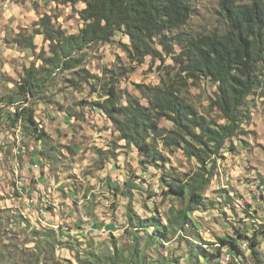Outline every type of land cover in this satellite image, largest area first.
<instances>
[{
	"label": "rangeland",
	"instance_id": "1",
	"mask_svg": "<svg viewBox=\"0 0 264 264\" xmlns=\"http://www.w3.org/2000/svg\"><path fill=\"white\" fill-rule=\"evenodd\" d=\"M254 1L240 3L251 5ZM258 1L264 7V0ZM0 2L26 6V12L22 9L24 19L19 18L17 28L27 36H32L33 25L45 14L51 15L54 24L68 34H76L81 28L77 11L85 7L79 4L73 9L65 0ZM220 4L221 0H193L194 12L186 26L168 36L176 38L181 33L180 38L185 43L198 35H225L229 21ZM0 18H6L3 12ZM9 20L7 29L4 28L7 35L3 44L20 54L11 52L4 58L12 70L2 71L4 63L0 58V98L17 92L24 66L33 62L38 69L43 66L42 60H36L34 52L25 48L26 45L15 43L18 35L10 27L14 19ZM35 43L37 53L42 48L48 53L49 42L42 36H36ZM169 44L173 45L175 55L181 52L176 41L169 40ZM123 45H129V40L118 35L110 44L95 43L86 47L79 68L57 72L42 99L32 101L37 122L53 138L55 160L42 158L39 161L41 143L31 138L21 123L17 127L9 124V116L17 106L22 110L24 104L8 106L0 102V242L6 249H24V257L18 251V264L33 262L42 241L35 231L44 228L60 232L62 241L53 245V253L63 260H74L76 252L82 253L83 249L110 254L114 252V244L117 247L130 245L136 229L129 225V199L122 195L126 190L134 195L133 207L143 218L156 213L167 224L169 214L175 213L174 208L182 207V202L165 197L161 186L163 171L156 165H145L137 150L120 139L113 123L104 116L101 106L111 86L116 89L121 104L127 106L128 100H135L148 106L147 99L155 88L171 85L183 101L207 119L223 122L213 104L214 86L187 77L171 56L165 57L164 62L151 57L141 64L134 62ZM154 46L165 56L159 44ZM82 69L89 74L88 83L76 73ZM248 103L251 119L243 125L242 133L228 142L234 144L235 150L223 149L213 166L214 176L202 193L203 205L190 213L198 233H191L187 227L181 233L183 242L180 244L177 236H173L164 247H151L148 254L152 259L173 256L187 264L184 261L188 252L186 240L197 245L216 243L219 236L233 233L232 225L242 228L246 222L259 229L264 225V97L260 93L251 95ZM158 124L161 132L154 143L168 158L164 176L178 173L186 179L185 176L200 174L196 159L186 157L171 142V146H165L163 138L168 130H176L175 125L166 118L160 119ZM35 159L41 164L39 172L33 167ZM117 187L121 188L119 193ZM89 224L96 228V233L85 235L74 252L67 249L64 245L67 237L81 234ZM112 228L115 233L110 232ZM102 230L106 232L102 234ZM259 240L261 255L257 260L264 264V237ZM247 262L254 264L250 257Z\"/></svg>",
	"mask_w": 264,
	"mask_h": 264
},
{
	"label": "trees",
	"instance_id": "2",
	"mask_svg": "<svg viewBox=\"0 0 264 264\" xmlns=\"http://www.w3.org/2000/svg\"><path fill=\"white\" fill-rule=\"evenodd\" d=\"M241 1L221 0L220 6L229 21L225 35H198L185 43H182L181 33L176 38L168 35L186 26L194 12L193 0H65L73 9L79 4L85 5L77 11L81 24L78 33L68 34L54 24L51 15L45 14L33 25L32 36L18 34L15 43L26 45L25 48L34 52L36 60H42L43 66L38 69L33 62L30 68L24 67L17 92L0 98V102L8 106L19 101L25 104L22 110L19 106L15 108L9 116V124L17 127L21 123L24 131L41 143L40 156L45 160H55L53 138L36 121L32 101L42 99L48 84L56 77V70L64 72L79 68L86 47L95 43L110 44L118 35L128 38L129 45L123 47L134 62L144 63L147 57L164 62L165 57L171 56L187 77L214 86L213 104L223 120L219 123L207 119L183 101L171 85L155 88L147 99L148 106L135 100H128L127 106L121 104L116 89L111 86L107 91L108 98L101 106L104 116L113 123L120 139L137 150L145 165H156L163 171L161 186L165 197L183 205L175 207L174 215L169 214L168 223L164 224L156 213L147 218L137 214L132 204L134 195L126 190L122 195L129 199V225L136 229L130 245L117 247L114 244V252L110 254L83 249L82 253L76 252L75 261L63 260L53 253V245L62 241L59 240L60 232L44 228L35 231L42 241L31 264H182L181 258L173 256L154 260L148 250L153 246L164 247L173 236H177L180 244L183 242L181 233L187 227L191 233H198L190 213L203 205L202 193L214 176L213 166L223 149L235 150L234 144L228 142L240 135L243 125L251 119L248 98L257 93L264 97V7L258 0L251 5L241 4ZM36 36L49 42L48 53L45 48L37 53ZM169 40L176 41L181 47L178 55ZM156 43L163 48L165 56L154 46ZM85 71L76 73L88 83L89 74ZM162 118L176 127V130L167 131L163 138L165 146H171V142L186 157L196 159L200 174L185 176L186 179L178 173L164 176L168 158L154 143L161 132L158 122ZM116 191L119 193L121 188L117 187ZM232 229V234L219 236L216 243L197 245L186 240L188 252L184 261L187 264H203L202 261L205 264H248L247 257H250L254 264H260L257 257L261 255L259 238L264 237V225L259 229L244 222V227L232 225ZM80 243L77 238L68 236L64 245L74 252ZM18 251L24 257L23 248L6 249L0 242V264H18ZM227 253L231 255L229 262L224 259Z\"/></svg>",
	"mask_w": 264,
	"mask_h": 264
},
{
	"label": "crops",
	"instance_id": "3",
	"mask_svg": "<svg viewBox=\"0 0 264 264\" xmlns=\"http://www.w3.org/2000/svg\"><path fill=\"white\" fill-rule=\"evenodd\" d=\"M1 1V0H0ZM15 6V7H14ZM23 8H25V10H24V12H26L27 10H26V6L23 4V5H21V4H14V3H11L10 4V2L9 3H4V2H0V12H3V15H5L6 16V18L5 19H2V18H0V28H5V29H7V25H9V23H10V21L11 20H9L10 19V17L11 18H13L14 19V21H13V23L11 24V28H14L15 29V31H16V35H18L19 33H21V31L17 28L18 26H19V24H20V19L19 18H21L22 17V19H24L23 17H24V15L22 14V9ZM21 10V11H20ZM28 13L29 14H31L32 13V11H28ZM3 30V31H0V55L2 54V56L3 57H1L0 56V58L2 59V62L4 63V66L2 67V71H7V68H10L11 70L13 69V68H11V65L8 63V62H6L7 60H5L4 58H6L7 57V55H10V53L11 52H13V53H15V54H20L19 53V51H17L16 49H9V48H6V45L5 44H3V39L6 37V35H7V31L6 30ZM16 47H17V45H15ZM4 50V51H3ZM2 51V52H1ZM8 53V54H7ZM11 56H12V54H11ZM32 65V64H31ZM31 65L30 66H24L25 68H30L31 67ZM23 67V68H24ZM23 68H22V71H21V74H20V76H22V73H23ZM57 72H59V69L58 70H56V76H57ZM19 102H21V101H19ZM19 102H17V103H19ZM16 103V104H17ZM16 104H14V105H16ZM25 105V104H24ZM36 118V121H38V117H35ZM39 122V121H38ZM41 127V126H40ZM42 128V127H41ZM42 158L43 157H41V156H39L38 157V159H39V161H42ZM35 161L37 162V164H39V170L41 169V164L40 163H38L39 161L38 160H36L35 159ZM35 162V163H36ZM34 166V165H33ZM39 170H36L37 172H39ZM110 229V228H109ZM114 232V229L112 228V230H110V232ZM109 232V233H110ZM115 233V232H114ZM73 235V234H72ZM85 235H87V234H85V230L84 231H81V234H79V235H77V236H74L73 235V237H75V238H77L79 241H81V242H83L84 240H85Z\"/></svg>",
	"mask_w": 264,
	"mask_h": 264
},
{
	"label": "bare ground",
	"instance_id": "4",
	"mask_svg": "<svg viewBox=\"0 0 264 264\" xmlns=\"http://www.w3.org/2000/svg\"><path fill=\"white\" fill-rule=\"evenodd\" d=\"M146 174V173H145ZM91 227H92V224H89L88 226H86V228H84V230H85V234H87V235H90L91 234ZM118 228V227H117ZM83 230V231H84ZM106 232V230H102V234L103 233H105ZM109 233V232H108ZM225 258L224 259H227L226 260V262H229L230 261V259H231V255L228 253V254H226L225 256H224Z\"/></svg>",
	"mask_w": 264,
	"mask_h": 264
},
{
	"label": "built area",
	"instance_id": "5",
	"mask_svg": "<svg viewBox=\"0 0 264 264\" xmlns=\"http://www.w3.org/2000/svg\"><path fill=\"white\" fill-rule=\"evenodd\" d=\"M33 167H34L35 170H39V164L35 163ZM94 233H96V228L92 225V227H91V234H94ZM226 260L227 259H225V261Z\"/></svg>",
	"mask_w": 264,
	"mask_h": 264
}]
</instances>
